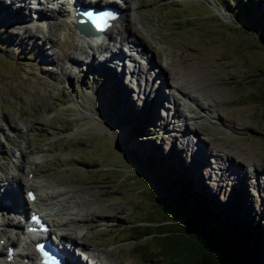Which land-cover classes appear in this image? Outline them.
<instances>
[{
  "label": "rangeland",
  "instance_id": "obj_1",
  "mask_svg": "<svg viewBox=\"0 0 264 264\" xmlns=\"http://www.w3.org/2000/svg\"><path fill=\"white\" fill-rule=\"evenodd\" d=\"M129 1L139 5L138 14L149 26L141 33L132 22L128 33L146 43L154 66L149 71L157 78L145 72L134 78L128 59L126 68L116 66L114 74L111 69L102 70L97 66L98 53L85 58L71 51L82 62L63 64L57 60L58 48L45 37L49 31L54 34L51 26L34 25V35L27 34L24 27L32 25L34 13L0 0V177L6 176L13 162L19 163L25 171L19 172L20 180H43L51 183V189L64 191L66 203L78 204L75 216L79 220L60 233H68L81 245L78 239L83 236L107 264H167L164 260L144 262L145 253L156 243L150 236L136 242L130 229L151 226L155 232L153 227L170 221L165 206L139 193L152 185L168 191L163 181L155 179L159 176L156 168L144 167L133 158L143 154L142 141L148 146L153 142L157 154L176 150L195 168L188 179L195 185L201 179L219 200L228 203L233 189L245 186L247 199L241 207H253L264 233V105L258 100L264 91L263 20L241 14L234 6L248 0H234V4L233 0ZM255 1L262 9L264 0ZM43 6L42 14L51 16V4ZM127 13L134 15L133 9ZM118 42V38L112 41L110 48L130 54ZM93 51L88 50L89 54ZM142 57L134 59L146 66ZM165 77L160 95L145 84L152 79L162 83ZM177 88L211 105V112L191 102L186 104L188 111L181 103L187 118L183 122V117L173 118ZM126 109L157 120L152 127L148 125L150 131L133 136L138 130L128 124L131 119L124 120L128 115L121 112ZM82 112L86 115L80 116ZM183 123L188 139L177 136ZM216 158L223 159L228 168L216 165ZM152 178V183L145 181ZM6 229L8 236L16 233V229Z\"/></svg>",
  "mask_w": 264,
  "mask_h": 264
},
{
  "label": "bare ground",
  "instance_id": "obj_2",
  "mask_svg": "<svg viewBox=\"0 0 264 264\" xmlns=\"http://www.w3.org/2000/svg\"><path fill=\"white\" fill-rule=\"evenodd\" d=\"M1 4H6L9 7H14L15 9H24L26 7L27 10L31 11L35 15V19H32L30 23H32L31 26H25V32L30 35H34V31L31 30L35 28L34 30L38 28V25H45L46 27L51 26L53 29L52 31L54 34H52L49 31V39L54 45L58 48L57 51V60L59 62H63V64L66 63H78V60L82 62V60L78 57L72 56L71 51L79 52V54L85 58L94 57L96 53L97 54V66H100V68L103 70H110L114 74V68L116 66L122 65L125 67V61H130V64L132 65V69L130 70V75L137 79L136 76L140 77L145 72L149 78H157L156 73L150 72L149 69H152L153 66V59L148 56L147 51L144 47V41H140L138 39H135L132 34L128 33V29H130V24L134 22L139 26V30L141 33L147 32V25L148 21L144 17H141L138 14V10L140 9L139 5L134 2L131 3L129 0H115L112 1L113 6H115L117 9L119 8L118 17L114 19V23L110 29H108L106 32H103L101 35L102 38L98 40H88L84 37H82L79 33H77V29L74 28V22L72 21L73 17V5L69 1L65 0H1ZM81 2L87 1V0H80ZM33 3V9L30 6L31 3ZM51 4L50 12L51 16L43 15L42 12L46 8L43 6L44 3ZM119 2V3H118ZM36 4V6H35ZM96 4L99 5H110L112 3L106 2V0H96ZM3 8V6L0 7V9ZM31 9V10H30ZM134 11V15H129L127 12L128 10ZM6 10V7H4V11ZM5 13V12H4ZM50 19L54 20L53 23H50ZM21 20H24L22 18ZM34 25H37V28L34 27ZM149 26V25H148ZM133 33L134 31L131 30ZM40 33V31H39ZM135 33V32H134ZM119 39L118 43H124L123 46H126L128 48V52L131 50L130 54H125L122 52V50H117L114 52L110 46L111 42L115 39ZM115 43V42H114ZM146 44V43H145ZM119 45V44H118ZM117 47V46H115ZM93 49V53L89 54L88 50ZM98 51V52H97ZM83 53V54H82ZM135 56H134V55ZM74 55V54H73ZM146 55V56H145ZM136 56H144L142 57V61L146 64V66L142 65L139 61H135L134 58ZM89 61V59H88ZM204 68V67H203ZM122 69V68H121ZM142 69V72H141ZM123 70V69H122ZM192 70V69H191ZM199 70V68H198ZM200 72V71H199ZM198 72V73H199ZM142 73V74H141ZM195 73V72H194ZM201 73V72H200ZM124 77V76H123ZM122 78V77H121ZM167 77L164 78V81L159 84H157L154 79H152V83L146 82L145 84L147 86H150L157 92V94L160 95L158 92L159 90L162 91L163 83L167 81ZM147 80V79H145ZM156 80V79H155ZM153 82L156 83L153 85ZM163 84V85H162ZM178 86H180L178 84ZM150 88V89H152ZM180 88V87H179ZM177 88V95L174 97L172 105L173 110H175V113L173 118L180 119L182 118V122L184 121V118H187L185 114L182 113L180 110L181 103L186 105L188 102L194 103L197 105L198 109H203L202 111L211 112V105L207 106L204 105L202 102L198 100L197 97H194L190 95L189 92H185L184 89ZM183 88V86H181ZM149 89V90H150ZM166 103V100H165ZM209 107L210 110L207 108ZM186 108L188 111L190 109L186 105ZM206 109V110H205ZM192 112V111H191ZM190 112V113H191ZM209 112V113H210ZM85 116L86 113L82 112L80 113V116ZM200 116L191 117L188 119H200ZM181 121V120H180ZM168 122V121H166ZM195 125L196 122H194ZM199 123V122H198ZM184 123L181 125V127H178L177 136H185L183 133L184 131ZM177 128V127H176ZM187 138V137H186ZM183 138H180L182 140ZM188 139V138H187ZM176 140V139H175ZM190 140V139H189ZM192 143V142H191ZM194 147V146H193ZM25 149H28L29 147H24ZM25 151L21 148L19 150V154L21 153V156L25 155ZM221 160V158H216V165H222L223 167L221 169L228 168V165L226 166ZM220 168V167H219ZM242 168V167H240ZM220 169V170H221ZM4 172V171H3ZM19 172L23 173L24 167H21V164L12 163V166L10 169H7L6 172H4V175L0 177V240H3L2 246L0 249H5L9 246L13 245L14 254L9 257L8 251L6 253H2L0 251V264H36L34 263V256L35 253L32 249H30L31 244L33 243L34 236L31 234L24 235L25 230H19L22 226L19 217L22 220V217L26 215L27 212L30 213V211H35L36 213L41 214V216L44 218V222L49 225V227L54 232L55 237H59V245L61 247V252L65 255L66 260L64 264H107V261L104 259H100V257L94 253L95 250L91 249L86 242L83 240V236L79 237V241L83 242V244H79V242L76 240V238L70 236L67 234H61L60 231L63 228H69L76 224V222L79 220L76 218L75 215H77V208L78 204L73 202L74 204H68L65 201L64 197V191L58 192L53 189H51V183H47L45 181H34V180H20ZM27 172V171H26ZM28 172L26 176L29 174ZM21 181V182H20ZM26 189V192L24 193L26 197H23V190ZM32 190L36 194V200L32 203L29 202L27 199V191ZM46 207V208H45ZM46 210H45V209ZM10 215L14 218H10ZM17 218L18 220H15ZM24 218V217H23ZM15 220V221H14ZM30 227L31 225H28ZM26 226V228H27ZM6 228H12L16 229V233L13 234V237L6 235L7 229ZM69 242V243H68ZM1 244V243H0ZM95 248V247H94ZM79 251H86L88 253L87 261L82 260L79 256L76 257L75 250ZM104 261V262H103ZM103 262V263H101ZM113 263V262H112ZM111 263V264H112Z\"/></svg>",
  "mask_w": 264,
  "mask_h": 264
},
{
  "label": "trees",
  "instance_id": "obj_3",
  "mask_svg": "<svg viewBox=\"0 0 264 264\" xmlns=\"http://www.w3.org/2000/svg\"><path fill=\"white\" fill-rule=\"evenodd\" d=\"M234 3L233 0L231 4ZM257 4L255 0H248L242 4L235 3L234 6L240 9L241 14L264 22V6L259 9ZM261 93L258 100L264 105V91ZM122 111V115L129 117L124 116V120L129 122L131 119L128 124L134 126V131L138 130L136 133L131 132L135 133L133 136H138L140 131H150L148 125L152 127L151 124L157 120L156 116L149 119L148 115H139L137 110ZM151 144L148 146L142 141L144 155L133 158L142 162L144 167L151 165L156 168L159 176L155 179L158 183L163 181L169 192L158 191L152 185L147 189L149 193L146 189L139 193L150 196L155 205L165 206L166 214L170 212V221L164 220L153 227L155 232L150 230L151 226L136 225L130 228L136 242L144 236H150L156 243V249L145 253L147 257L144 262L164 260L167 264H264V233L260 229L258 214L250 205L244 209L241 207L247 199L245 186H240L236 191L233 189L228 203L219 200L201 179H197V185L188 179L193 168L185 163L176 150L157 154L158 146L153 142ZM155 179L145 181L152 183ZM141 248L139 246L136 251Z\"/></svg>",
  "mask_w": 264,
  "mask_h": 264
},
{
  "label": "snow or ice",
  "instance_id": "obj_4",
  "mask_svg": "<svg viewBox=\"0 0 264 264\" xmlns=\"http://www.w3.org/2000/svg\"><path fill=\"white\" fill-rule=\"evenodd\" d=\"M89 15H91V14L89 13ZM33 220H36V217H33ZM40 250L43 251L42 246L40 247ZM45 255H46V254H45ZM51 264H55V261H52Z\"/></svg>",
  "mask_w": 264,
  "mask_h": 264
}]
</instances>
